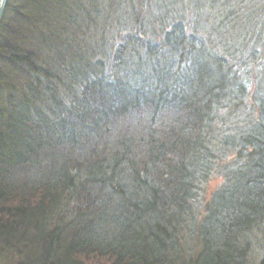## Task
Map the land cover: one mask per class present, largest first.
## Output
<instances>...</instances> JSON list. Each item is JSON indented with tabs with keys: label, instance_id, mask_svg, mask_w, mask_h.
Returning <instances> with one entry per match:
<instances>
[{
	"label": "trees",
	"instance_id": "1",
	"mask_svg": "<svg viewBox=\"0 0 264 264\" xmlns=\"http://www.w3.org/2000/svg\"><path fill=\"white\" fill-rule=\"evenodd\" d=\"M3 14L0 264H264V0Z\"/></svg>",
	"mask_w": 264,
	"mask_h": 264
},
{
	"label": "rangeland",
	"instance_id": "2",
	"mask_svg": "<svg viewBox=\"0 0 264 264\" xmlns=\"http://www.w3.org/2000/svg\"><path fill=\"white\" fill-rule=\"evenodd\" d=\"M219 183H220V178H217V179H212V181H210L209 185H208V195L210 194V192H212L213 190H215L216 188H218L219 186ZM5 258H2V260H4ZM5 261V264H12V261H9V260H4Z\"/></svg>",
	"mask_w": 264,
	"mask_h": 264
},
{
	"label": "water",
	"instance_id": "3",
	"mask_svg": "<svg viewBox=\"0 0 264 264\" xmlns=\"http://www.w3.org/2000/svg\"><path fill=\"white\" fill-rule=\"evenodd\" d=\"M7 6V0H0V22L3 19L4 11Z\"/></svg>",
	"mask_w": 264,
	"mask_h": 264
}]
</instances>
